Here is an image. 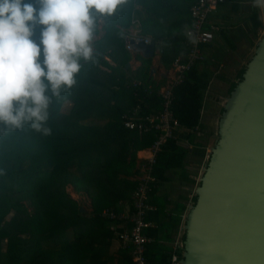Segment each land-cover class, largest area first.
Listing matches in <instances>:
<instances>
[{
    "label": "trees",
    "instance_id": "1",
    "mask_svg": "<svg viewBox=\"0 0 264 264\" xmlns=\"http://www.w3.org/2000/svg\"><path fill=\"white\" fill-rule=\"evenodd\" d=\"M192 3L193 0H127L114 17L104 20V35L94 42V48L111 63L96 54L83 63L77 84L52 107V134L43 136L30 129L0 131V264H113L109 253L113 233L109 221L100 214L104 209L118 212L122 204L131 202L137 153L154 140L153 133L128 130L121 119L137 103L132 87L135 75L128 76L130 71L126 70L131 54L124 47L123 30L129 28L132 17L139 19L142 33L152 36L160 50V62L168 70L173 60L186 52L183 30L190 23L184 18L173 22L169 17H189ZM251 19L250 27L256 36L262 29L259 9L252 10ZM138 60L142 66L135 80L144 86L153 85L148 75L150 59ZM206 61L216 62L212 57ZM206 61L200 64L202 68L197 65L188 72L175 90L173 113L185 129L200 124L205 94L216 73L208 72ZM244 71L245 65L234 80L240 81ZM235 87L233 81L228 94ZM137 91L147 105L144 114L159 109L156 97H146L143 87ZM65 104L69 105L67 111H63ZM201 130L204 134L203 125ZM182 135L180 138H185ZM187 138L194 145L195 156L202 160L205 145L196 142L194 135ZM189 150L176 141H167L154 169L158 181L164 180L167 171L182 168ZM186 180L191 182L188 177ZM68 186L89 199L90 213L79 211V203L66 192ZM184 208L177 203L172 213H167L162 205L148 214L147 219L157 225L147 232L153 239L147 247L150 261L167 262V244L180 224ZM119 254L116 264H130L127 253Z\"/></svg>",
    "mask_w": 264,
    "mask_h": 264
},
{
    "label": "water",
    "instance_id": "2",
    "mask_svg": "<svg viewBox=\"0 0 264 264\" xmlns=\"http://www.w3.org/2000/svg\"><path fill=\"white\" fill-rule=\"evenodd\" d=\"M261 36L216 123L184 219L181 264H264V27ZM155 49L154 41L133 44L144 59Z\"/></svg>",
    "mask_w": 264,
    "mask_h": 264
},
{
    "label": "clouds",
    "instance_id": "3",
    "mask_svg": "<svg viewBox=\"0 0 264 264\" xmlns=\"http://www.w3.org/2000/svg\"><path fill=\"white\" fill-rule=\"evenodd\" d=\"M126 2L0 0V131L52 134L54 103L93 59L100 23ZM252 4L264 10V0Z\"/></svg>",
    "mask_w": 264,
    "mask_h": 264
},
{
    "label": "built area",
    "instance_id": "4",
    "mask_svg": "<svg viewBox=\"0 0 264 264\" xmlns=\"http://www.w3.org/2000/svg\"><path fill=\"white\" fill-rule=\"evenodd\" d=\"M224 2L225 0H193L189 8L190 23L183 30L186 52L173 60L169 69L164 73L162 84L154 87L144 86L141 81H132L133 95L137 99V103L121 116L123 125L128 130L137 131L139 134L153 133L154 140L150 146L141 149L137 153L135 175L131 177V180L136 183L131 196V210L128 213H122L112 209H104L100 214L101 218L109 221V229L113 233V239L118 243L119 249L127 253L130 264H181L182 262L183 224L186 213L194 204L195 189L189 195L175 237L170 243L167 262L150 261L147 257V247L153 242V239L148 236L147 232L157 227L154 222L147 219L148 214L156 210V207L150 202V195L158 184L154 169L158 154L167 141L181 142L184 148L191 150L194 145L190 143L187 136L194 135L198 138L203 135L201 125H203L205 104L201 111L200 124L191 129H185L181 127L173 113L175 90L183 83L188 72L206 61L208 54L204 52L202 47L212 43L214 35L218 31V27L209 21V17ZM151 42H153L152 38L142 33L139 20L132 19L130 27L124 35L125 49L133 55L135 54L133 44L143 43L148 45ZM234 82L237 83L238 80H234ZM139 87H143V93L146 97L154 96L159 100V109L147 114L143 113V109L147 108V105H144V99L138 96L137 89ZM207 95L208 90L205 94L204 103ZM180 135L185 138H180ZM209 152V149H205L198 175L192 178L195 187L198 185L204 171ZM66 192L70 198L78 203L86 197L75 192L71 186L67 187Z\"/></svg>",
    "mask_w": 264,
    "mask_h": 264
},
{
    "label": "crops",
    "instance_id": "5",
    "mask_svg": "<svg viewBox=\"0 0 264 264\" xmlns=\"http://www.w3.org/2000/svg\"><path fill=\"white\" fill-rule=\"evenodd\" d=\"M254 8L255 7L252 4V0H225V2L219 5L216 10L210 15L209 21L218 27V31L215 33L212 43L206 45L207 47L204 49V52L208 54L207 59L212 57V59L214 58L216 60V62L214 63H211V60L206 61L207 65L205 64V68L207 67L208 72H216L215 74L213 73L214 75H212V79L208 88V94L212 95L213 91H211V88H222L224 89V91H220L222 92L221 98L225 99V101L228 98V89L230 87V84L234 81V77L238 70L243 66L240 60L242 59L241 53L244 49H246V42H254L258 38V35L263 31L264 10H259L262 29L258 30L256 34L257 38L255 39L256 36L253 35L250 27L252 22V10ZM169 18L173 22H175V20L178 21L181 18H184V20L187 21L189 20L188 16L185 17L181 14H176L174 16L171 15ZM132 19L137 18L132 17ZM104 23L105 21L100 23L98 29L99 32L98 34H96V39L94 42H97L104 35ZM126 31L127 30H123L124 33ZM147 36L152 38L151 35ZM96 51L97 50L94 48V54L103 57L106 61L111 63V61L107 57H105L103 54L96 53ZM227 56H231L233 58L230 62H232L234 67L232 66L231 69L228 68V63L224 62L226 61ZM139 58H142L139 54L131 55L129 62L127 63L129 66L128 68H126V70L128 69L130 71V75L128 76H131V74L133 76H136L137 71L142 66V63L138 60ZM150 61L151 62L148 75L153 84L150 86L155 87L162 84L161 78H164V73L167 71L160 62V50L157 46L155 49L154 57L150 58ZM199 68H202V65H200ZM135 76L132 77L134 78L132 81L137 79ZM225 94H227V96H225ZM205 104H207L206 101ZM221 109L222 106L219 112L221 111ZM220 114L221 112L219 113V116ZM178 144L180 145L181 142H179ZM180 147L184 148V145L181 144ZM189 151L190 152L187 158L184 160L183 167L167 171L164 174V180L158 181L156 190H154V193L152 192L153 194L150 196V202H152L155 207L163 205L167 213H172L173 208L177 203H182L185 207V211L186 203L188 201L190 193L188 192L187 195H184L182 191H189V185L192 184V191L195 189V183L191 177L194 175L193 172L196 171L200 164L197 165V159H194L195 154L192 149ZM179 170H182V172H178ZM186 177H188L191 182L187 181ZM79 205L84 208L85 213L91 212L90 201L88 198L85 197L84 199H82V201L79 202ZM130 210L131 202L128 204H122L120 211L118 212L128 213ZM176 231L173 234L172 239L175 237ZM170 243H168L167 246L170 247ZM120 251L121 250L118 247V243L114 239H112L109 253L113 257V264H116L120 259Z\"/></svg>",
    "mask_w": 264,
    "mask_h": 264
},
{
    "label": "rangeland",
    "instance_id": "6",
    "mask_svg": "<svg viewBox=\"0 0 264 264\" xmlns=\"http://www.w3.org/2000/svg\"><path fill=\"white\" fill-rule=\"evenodd\" d=\"M261 37H262L261 34H259L258 38L254 42H248V41L246 42V49H244L243 52L241 53L242 59L240 60V62H242L243 65H246L249 62V60L251 59V57L254 55V53L256 51L257 43L259 42ZM231 59H233L231 56H227L226 61H224V62L228 63L229 69H231L233 66L232 62H230V61H232ZM222 75H225V74H222ZM228 80H229V78H228ZM211 91H213L212 95L208 94L206 96V103L207 104H205L203 120H202V124L205 126V131H204V134L202 136L198 137L196 140L201 145H205L206 150H208V149L211 150V148L214 146L215 141L217 139L216 123H217L218 118H219V113H220L219 110L225 102V99L221 98L222 92H220V91H224V89H222V88L216 89L214 87V89L211 88ZM225 96H227V94H225ZM208 97H209V99H208ZM68 108H69V105L65 104L63 107V111H67ZM194 159H197V165L202 162V160L197 156H195ZM199 166L196 169V171L193 172L194 175L191 178L198 175ZM178 172L181 173L182 170H179ZM189 189H190L189 191H182L184 193V195H187L188 192L191 194V191L193 189V184L189 185Z\"/></svg>",
    "mask_w": 264,
    "mask_h": 264
}]
</instances>
